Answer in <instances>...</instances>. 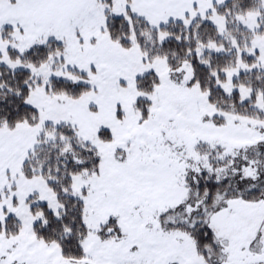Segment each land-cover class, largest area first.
Listing matches in <instances>:
<instances>
[{"label":"snow or ice","instance_id":"1","mask_svg":"<svg viewBox=\"0 0 264 264\" xmlns=\"http://www.w3.org/2000/svg\"><path fill=\"white\" fill-rule=\"evenodd\" d=\"M0 264H264V0H0Z\"/></svg>","mask_w":264,"mask_h":264}]
</instances>
